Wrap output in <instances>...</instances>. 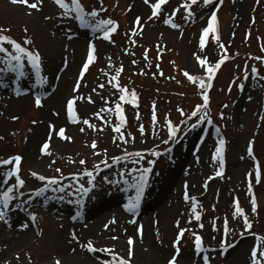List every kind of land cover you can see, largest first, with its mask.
I'll return each mask as SVG.
<instances>
[{
    "label": "rangeland",
    "instance_id": "obj_1",
    "mask_svg": "<svg viewBox=\"0 0 264 264\" xmlns=\"http://www.w3.org/2000/svg\"><path fill=\"white\" fill-rule=\"evenodd\" d=\"M0 1L6 5H13L10 0ZM135 1L140 0H104V7L107 12L100 13L98 19L112 18L118 22L119 28L112 34L114 43L99 39L98 37L102 33H93L90 29L81 28L78 22H60L57 20L53 15L56 8L52 0H44L42 11L33 10L32 15H27L29 10L20 5L14 6L22 7L24 9L22 14L13 11L3 14L0 11V27L10 28L11 31L7 34L18 41L24 37L23 29L27 27V35L33 40L34 47L39 49L44 57V71L50 76L51 82L50 85L44 86L41 93H37L44 97L43 107L41 108L34 106L33 97L37 94L29 96L27 92L28 95L17 96L14 95L11 88L1 93L0 137H3V139H0V156L5 158L13 154L23 156V147L28 143L30 132L42 126L44 127L43 134L34 143V149L36 154L47 158L48 165L40 174L58 177L65 173L66 176H63L66 179H72L71 173L80 172L85 168L91 170L102 159H107L108 163L111 164V167L107 168L111 174H103L104 166L100 165L98 174L101 178H106L104 180L107 182L104 181L102 185L94 188L96 192L92 196L98 203L110 196L119 198L125 196L124 193L127 192L132 183V177L138 175L135 172L131 175L127 173L133 168L148 167L147 160L154 159L156 161L152 165V173L149 174L148 185L143 196L145 202L140 214L134 215L131 213L127 215L124 213L125 215L121 214L119 216L115 213L103 218L98 224L99 228L95 231L96 235L104 240L101 244L93 240L90 231L91 225L99 219L97 216L83 217L76 222H70L71 212H67V215L65 213L52 214L48 211L50 209L40 208L36 221H29V228L33 232L29 247H24L23 250L20 249L21 251H11L10 259L3 258L0 264H11V262L29 264L28 255L31 256V264H56L57 259L60 260L61 264H65L63 256L69 258L71 262L76 260V257L82 260L90 257L93 262H97L94 254L82 249L77 241L72 240V232H75L79 237V242L92 239L97 246H108L106 242L109 241L121 242L123 243L121 250L114 247L118 253L125 257L128 253L127 238L133 237L131 264H152L153 258L148 261L147 257H153V248L157 246L162 250H166L167 253L161 255L159 260L161 264H167L175 252L173 241L178 233L177 221H179L181 228L189 229L180 240V255L177 258V264L182 263L180 256L184 252L191 253L193 264H202L200 256L194 253L192 233H197L203 237L205 252L201 255H209L210 264H233L231 261L237 254L239 246L249 242L244 254L245 264H247L248 252L250 247L255 244V237L248 233H245L243 237L240 236L243 230L242 218H233L235 207L233 201L237 199L240 207L252 222L251 231L264 236V81H257L251 77L248 80L237 79L242 77V69L246 64L249 70L253 64H256L260 74L264 75V64L249 59V57L264 56V51L261 50L264 46V0H259V3H257V0H213L214 6H205L203 0H200L192 8L194 19L185 20L182 15L183 9L176 13L174 22L181 25L179 29H173L164 24L163 14L160 19L148 21L147 16L150 14V9L145 5L147 6L146 16L143 18L139 15L145 25L143 34L133 37L136 41L133 45L129 41V29L132 27L134 18L138 15L131 8V4ZM81 2L85 6L97 7L99 5V0H81ZM181 2L182 0H168V3L163 6L164 13L171 15L172 10ZM213 10L217 13L220 42L222 41L225 46L227 45L231 49L228 57H225L227 53L219 48L211 34L203 52L199 48L201 29L206 26L207 19ZM46 15H53V19L44 20ZM36 18L37 21L34 20ZM66 34H71L73 38L68 39ZM89 40H93L96 45L95 63L90 66L89 72L85 75V78L88 77L85 79L86 88L82 94L85 96L91 95L95 103L78 101V104H82V108L85 105L83 111L80 110L82 114H78L81 118H88L96 124L97 130L87 128L82 123L72 124L66 120L63 106L68 95H65L57 106L52 107L47 102L56 94L58 84L63 76H68L74 82L81 62L86 58L87 42ZM78 41L80 42L79 49L74 44ZM59 42L62 43L61 48L64 54L58 60V63L51 67L54 69L51 73V68H48L47 54L48 51H52L50 47ZM157 44L164 49L160 59H157ZM125 49L128 52H125ZM145 49L149 50L148 61L143 56ZM194 53L202 57L206 56L208 62L212 64L221 55L224 54L225 57L224 63L217 70L212 80L213 88L208 92L210 97L208 115L211 123L204 122L195 129H189L182 125L179 139L172 144L171 152L163 153L159 157H153L145 153L146 159L141 160L139 164H133L131 159H122L120 163H116L117 167H113L115 164L112 163L110 158L113 155L122 156L125 149L128 152H134L146 148H152L156 151L167 148V145L160 143V138H167V129L162 127L165 119L168 118L174 123H178L183 119L178 109L190 112L195 105L202 103L198 84L190 82L183 75L184 70L192 75L202 76L204 74L202 67L195 59ZM76 56L78 57L76 58ZM109 57L112 63L111 68L108 64ZM189 59L192 61L191 64L188 63ZM133 60L136 61L135 64L132 63ZM157 64L160 65L159 70L156 68ZM121 65H123V71L119 77L120 84L126 86L130 91L134 90L138 97V108L120 102L127 119L122 131H124L128 143L117 139V133L109 125H103V130H99L103 122L92 115L93 112L99 111L100 106L104 105V100L101 97L108 100V104L104 105L105 107H114L119 95L115 88L107 84L109 77L105 76L100 70L103 69L104 72L114 74L115 69ZM160 70L163 71V76L158 74ZM3 77V80L11 87L13 76L7 74ZM99 83H104L105 88H97ZM239 83L245 85L243 90L237 87ZM93 88H97V91L92 92ZM20 102L22 103L20 104ZM153 102H155L158 115V123L155 125L151 121ZM21 105L25 107L21 109ZM45 111L49 115L48 118H43ZM54 112L60 113V116L53 115ZM137 113H139V118H137ZM221 114H223V118H221ZM104 115H107V113H104ZM14 116L18 119H11ZM32 121H37V123L33 124ZM194 121L195 118L189 123L191 124ZM49 122L55 123L57 127L72 126L73 128L72 132L66 129V135L72 137L71 141L60 139L68 148L64 151L57 150L53 148L51 143L49 151L52 155L50 156L41 155L40 152L41 144L48 136ZM117 122V118L113 114L111 123L115 124ZM140 125H143L145 129L143 135L139 131ZM81 127H85L86 131L80 132ZM196 131H200V133L191 141L193 143L192 150L199 144L200 152L206 151L207 144L212 138L216 140V145H218L220 139L224 140L223 169H220L218 160H213V164L208 166L207 170H209H206V173L201 171V165L199 164L191 166L185 163L180 169L185 174L187 173L189 177L186 180L181 179L179 181L176 200L167 202L165 205L167 210L163 217L160 216L161 213L158 211H151L152 215L147 216L144 213L145 206L153 200L152 197L155 195V191L148 188L149 183H151L150 186H161L165 174L174 167V157L183 147L186 139H189L190 136L188 135ZM208 132L214 137H211ZM93 141L97 143V152L103 153V150L107 149V156L103 154L93 156V149L91 148ZM250 142L252 143L253 156H249L247 152ZM156 145H159V148H156ZM209 151L206 153L207 157ZM80 159H84L86 164L80 165ZM70 161H75V163ZM205 162L203 160V164ZM257 165L261 173L259 183L255 181ZM238 167L239 169L236 171ZM57 168L61 169L62 173L56 172ZM29 170L23 157L22 176L29 179ZM121 171L125 172L123 178L119 175ZM218 171H222L219 176L216 175ZM249 173L252 174L251 181L249 180ZM208 175L210 176L209 179L206 178ZM193 177H197V179L193 180ZM81 179H87V177ZM125 179L128 180V184L124 183ZM108 181H115L117 184L114 185V183ZM37 182L34 185L41 184V182ZM71 182L73 183L72 180ZM250 182L252 195L255 196L257 202L255 213L251 211L250 201L252 195L248 191ZM185 186L187 187L185 188ZM120 188L125 189L119 191ZM130 189L133 188L130 187ZM185 191H187L189 197H194L197 201L196 211L201 216L199 221L195 220L192 212V201H186L184 198ZM62 196L69 199L68 192L62 193ZM147 217H149V225L152 227V234L149 239L145 236L146 230L144 229V221ZM135 219L137 220L135 223L130 222ZM225 219L228 221V227L233 230L229 239L235 241L236 246L221 254L218 241L221 238ZM113 220H115V223H112ZM124 220L133 225L132 230L124 223L120 224ZM118 223L121 225L119 228L116 227ZM142 223L144 224L142 225ZM106 224L108 225L107 228H105ZM200 224H203L202 228L199 227ZM141 226L142 237L141 233L138 232V228ZM214 227L221 231H214ZM5 228V225L0 223V230ZM38 232L42 234L37 235ZM112 236H117L118 239L112 240ZM73 248L76 249L75 252L72 251ZM137 249L139 252H137ZM210 249H216V251H210ZM17 254L19 259H17ZM95 255L103 254L96 253ZM79 263L80 261L76 260V264Z\"/></svg>",
    "mask_w": 264,
    "mask_h": 264
},
{
    "label": "snow or ice",
    "instance_id": "obj_2",
    "mask_svg": "<svg viewBox=\"0 0 264 264\" xmlns=\"http://www.w3.org/2000/svg\"><path fill=\"white\" fill-rule=\"evenodd\" d=\"M200 0H182V2L172 10L171 15L164 13L163 6L168 3V0H143V3L147 5L150 9V14L147 16V20L151 21L153 19H160L162 14L164 15L163 23L169 25L173 29H179L181 25L179 23L174 22V17L176 13L180 12L183 9V18L185 20L194 19V12L192 8L194 5H197ZM10 3L13 5H20L26 7L29 11L27 15H32V11L35 10L37 12L42 11L44 0H10ZM53 5L56 8V12L53 14L57 20L60 22H78L81 28L90 29L93 33H102L99 39H103L110 43H114L112 40V34H114L119 28V24L112 18L107 19H98V16L102 12H107V9L104 7V0H99V5L97 7L85 6L81 0H52ZM259 3V0H257ZM203 4L205 6L213 5V0H203ZM53 15L44 16V20L53 19ZM144 23H142V17L137 15L133 22L132 27L129 29V41L135 45L136 41L133 37L137 35L143 34ZM10 28L0 27V77L4 75L11 74L13 76L12 84L14 85L13 91L19 96L21 94H26L27 89L22 86L23 79L26 76L34 77V85L35 88H44L45 85L48 84V76L44 73V57L41 55L39 49L34 47L33 40L27 35L28 29L25 27L23 29L25 35L21 40H17L13 36L8 35L10 32ZM212 35L213 39L216 41L217 45L220 49L225 50V45L220 42L219 34H218V18L215 10L211 11L206 26L202 27L201 34L199 37V48L201 52L206 47V43L208 38ZM68 39H72L71 34H66ZM250 35V34H249ZM157 48V59H160L163 47L159 44L156 45ZM264 51V46L261 48ZM125 52H128L125 49ZM148 49H145L143 56L146 61H148ZM95 54H96V45L93 40H89L87 42L86 49V58L81 62V66L78 70L77 77L74 79L71 94L66 97L65 103L63 106V111L65 114V118L69 123L72 124H83L87 128L92 130H97V125L92 123L88 118H81L78 114V100L85 101L87 103H95L92 99L91 95L85 96L80 93V89L82 87V82L85 79L86 73L89 72L90 66L95 63ZM133 54V53H129ZM195 59L198 61L199 65L203 69V75H192L189 74L188 71L184 70L183 75L192 83L198 84L200 89V96L202 99V103L197 104L193 107L190 112H185L183 109H178L183 119H181L178 123H174L171 119L166 118L162 127L167 129L166 137L160 138V143L163 145H167L168 147L159 151L153 150L152 148H146L140 151L128 152L126 149L123 150L122 156L113 155L110 159L113 164L120 163L121 160L131 159L133 164H139L141 160H145V153L153 156L159 157L163 153L171 152V145L178 141L179 133L181 131V126L183 125L189 129H195L200 124L204 122L211 123L208 115V108L210 103V97L208 95V89L211 88V81L214 79L215 73L221 67V65L225 61V57L223 55L214 63H209L206 56H201L195 54ZM251 60L258 61L261 64H264V56H254L249 57ZM133 64L136 63L135 60L132 61ZM109 67H112L111 58H108ZM66 66V65H65ZM156 68L159 70L160 65L157 64ZM105 76H108L107 84L112 86L119 93L118 100L115 102L114 107H105L104 105L108 104V100L105 97H101L104 100V105L100 106L99 111H95L92 113L97 119L103 122L102 126L99 130H103V125H109L112 127L113 131L117 133V139L124 141V143H128V140L125 139V133L122 129L125 127L127 123L126 116L124 115V108L120 102H124L127 104H131L133 107L138 108V97L134 90H129L126 86H122L119 82L120 74L123 71V65L119 68L115 69L114 74H110L108 72H104L103 69L100 70ZM143 74V73H141ZM160 76H163L164 73L162 70L158 71ZM156 75V73H154ZM256 79L257 81H264V75H261L259 72V68L256 64H253L249 70L248 65L246 64L244 69H242V77L237 79L248 80L249 78ZM174 78V77H173ZM179 83V81H177ZM235 82V81H234ZM9 85L3 79H0V88H7ZM243 83L237 84V87L240 90L244 88ZM97 88L104 89L105 84L99 83ZM97 88H93L91 91L96 92ZM114 95L116 93H113ZM43 98L41 95L37 94L33 97L34 106L37 108L43 107ZM107 113V115H104ZM115 115L117 118V123H111V116ZM53 115L60 116V113L54 112ZM137 118H139V113L136 114ZM195 118L193 123H189ZM221 118H223V114H221ZM11 119L16 120L18 117H12ZM151 121L153 125L158 123V115L156 110L155 102L152 105L151 111ZM33 124L37 123V121H32ZM80 132L86 131L85 127H81L79 129ZM139 131L141 135L144 134L145 129L143 125L139 126ZM155 133V129H154ZM131 135V134H129ZM59 138L61 140L71 141L72 137L66 135L65 127H57L55 123L49 122L48 124V136L47 139L42 143L40 152L41 155H52L49 151L51 142L53 138ZM159 138V137H157ZM3 139V137H0ZM134 139V137H133ZM91 148L93 149V156H99L103 154L107 156V149L103 150V153L97 152V143L93 141L91 144ZM156 148H159V145H156ZM223 151H224V140L220 139L218 145L215 147V152L213 154V160L219 161V167L222 170L224 167V159H223ZM248 155L253 156L252 143H249L247 149ZM22 162L23 156L20 154H13L8 157L0 156V221L4 223H8L9 213L14 211L17 208H23L25 203L30 202L31 196L28 197V200H22L21 198L25 196L27 192L32 193L33 196L41 197L44 196L46 192L49 190L53 192L65 193L71 195H78L81 199L75 201V203L79 206L82 205V198L84 196H88L91 189L95 187L94 180L95 175L100 165H103L105 168L111 167L108 163L107 159H102L98 164H95L91 170L83 169L80 172L71 173L72 181L75 184L73 187L72 184L62 185L61 181L66 179V177L61 174L60 176H45L43 174H39L36 171H30L28 176L41 182L42 186H37L35 188H26L28 183V177L22 176ZM75 163V161H70ZM149 165L148 167L141 168H133L127 174L131 175L133 172L138 173V175L132 177V183L130 187L135 190V195L128 199V202L124 204V209L128 213L135 214L137 210L140 208L142 197L144 196L145 188L148 185L149 174L152 173L153 168L152 165L156 163L154 159H150L146 161ZM80 165H85L86 161L84 159L79 160ZM56 172L61 173V169L57 168ZM222 171H218L216 173L217 176L221 175ZM121 178L125 176V172L121 171L119 173ZM249 180L251 181L252 174L249 173ZM87 177V187L84 183L80 182L81 178ZM261 180V173L259 170V166L257 165V170L255 174V181L259 183ZM109 183H115V181H109ZM125 184H128V180H124ZM6 186V187H5ZM56 186V187H53ZM187 186H185L186 188ZM249 194L252 195V185L251 182L248 186ZM47 198V197H46ZM65 197L61 196L60 199L63 200ZM184 198L186 201L191 200V208L194 214L195 220L199 221L201 216L199 212L196 211L197 201L194 197H189L187 191L184 193ZM72 202V201H70ZM251 203V211L253 213L257 210V202L254 195H252ZM234 212L233 218H242V231L240 236L243 237L245 233H248L255 237L254 246L250 247L247 257V264H264V236L257 235L255 232H252L251 229L253 227L252 222L249 220L248 216L245 214L244 210L240 207L239 201L234 200ZM26 210V209H25ZM80 215L77 212L76 216H73V219H76ZM29 219L32 222L36 221L35 213H28ZM131 223H135V220L130 221ZM115 223V220L112 221ZM29 227V224L22 223L21 228L26 229ZM108 225H105L107 228ZM199 227H203V224H200ZM178 233L176 239L173 241V247L175 249L174 254L168 260L167 264H177V258L180 255V240L184 237L185 233L189 231L187 228H181L179 226V221H177ZM214 231H221L215 229ZM233 230L228 227V221L225 219L224 226L221 231V238L218 241L219 250L221 254L228 252L229 249L234 248L236 246L235 241L229 239V236ZM138 232L141 233L142 237V226L138 228ZM42 233L38 232L37 235ZM194 237L193 245H194V253L197 256H200L202 260V264H210V256L202 253L205 252V245L203 241V237L197 233H192ZM71 237L73 241H77L79 246L82 249H85L87 252L94 254V258L97 261V264H131V258L133 255V245L134 238H127L128 245V253L127 256H122L115 250V247L112 245L108 246H97L92 239H88L86 242H79V237L75 232L71 233ZM112 240H117V236H112ZM215 239V237H213ZM73 252L76 251L75 248L72 249ZM210 251H216V249H210ZM96 253H101L103 255H95ZM17 259H19V255L17 254ZM29 264H31V256L28 255ZM56 264H61L60 260H56Z\"/></svg>",
    "mask_w": 264,
    "mask_h": 264
},
{
    "label": "bare ground",
    "instance_id": "obj_3",
    "mask_svg": "<svg viewBox=\"0 0 264 264\" xmlns=\"http://www.w3.org/2000/svg\"><path fill=\"white\" fill-rule=\"evenodd\" d=\"M131 8H132V11L134 13H137L138 15L143 16V18L146 16L147 6H145V4H143V0L135 1L134 3L131 4ZM0 11H2L3 14L9 13L10 11L22 14L24 9L22 7H18V6H14V5H6L5 3L0 1ZM34 20L37 21V18ZM54 44H55V46L52 45L50 47L52 51H48V54H47L48 55L47 59H48V64H49L48 68L49 69L53 65H56L58 63V60L60 58H62L63 54H64L63 50L61 48L62 43L59 42L58 44H56V43H54ZM74 44H76L78 49H79L80 42L78 41V42H75ZM77 55H79V54H77ZM77 57L78 56H76V58ZM62 62H63V60H62ZM188 63L191 64L192 61L189 59ZM71 64H73V63H71ZM53 70H54L53 68L50 69L51 73H53ZM47 76H48V83H50V76L48 74H47ZM87 77L88 76H86V78ZM85 79L82 82V87L80 89V93L85 91V88H86ZM24 84H25V82H24ZM58 85H59V87H58L56 94L47 101L48 103H50L52 105V107L57 106L58 103H60L61 99L65 95L69 96L71 94V88L73 85V81L70 80L68 78V76H63L61 82ZM1 93H4L3 88H0V96L2 97ZM20 100H24V99H20ZM21 103L22 102H20V104ZM84 106H83V108H84ZM21 107H22L21 109H23L25 106L21 105ZM83 108H82V104L79 103L78 104V111H79L78 113H80V115L82 114L81 111H83ZM48 117H49V115L45 111L43 118H48ZM66 129H69V132L73 131L72 126H67ZM43 131H44V127H42V126L33 129V131L30 132L28 143L23 147L24 163L29 167V169H30L29 172L30 171H36L40 174V173H42V171L44 169H46V167L48 165L47 158H43L42 156L36 154L35 149H34V145H35L34 143L42 136ZM199 133H200V131H196V132L190 133L188 135V136H190L189 139H186V141L183 143V147L180 148V150L178 151V153L174 157L175 164H174L173 169L171 171L167 172L165 174V176L163 177V182L161 183L162 187L160 185L150 186L151 183H149L148 187L150 189H153V191H155V195L152 197L153 200L145 206V212L144 213L147 216L152 215L150 213L151 211L152 212L158 211L159 213H161L160 216L163 217L165 215L166 210H167V208L165 206L167 204V202L170 200L171 201L176 200V195H177L178 190H179L178 189L179 181L181 179L186 180V178L189 177L187 175V173L185 174L183 171H181L180 167L182 165H184L185 163H187L188 165H191V166H194V164L195 165L199 164V165H201V171L206 173L209 170V169L207 170L208 166L213 164V154L215 152V147L217 146L216 140L214 138L209 140L207 147H206V151L203 150L200 152V150H199L200 145L199 144H197V147L193 148V150H192L193 143H191V141L194 138H196L197 134L199 136ZM209 135L211 137H214L210 133H209ZM51 143L53 144V148L57 149V150H63L64 151L68 148L67 145L62 143V141H60V139L56 138V137L53 138ZM208 151H209V155L207 157L206 153ZM203 160L206 161L204 164H203ZM192 168L194 169V167H192ZM238 169H239V167L236 169V171H238ZM236 171H235V173H236ZM206 178L209 179L210 176L208 175ZM196 179H197V177H193V180H196ZM36 183H37V181H35L33 178L30 177L28 179V183L26 185V188L31 189V188H35V187L39 186V185H34ZM182 183H184V181H182ZM32 185H34V186H32ZM172 189H173V192H172ZM46 197H48V195L45 193V195L39 197V199L40 200L45 199ZM128 199L129 198H127L123 204H122L123 201H121L120 198H111V199L109 198V199H105L104 201L102 200V202H100V203H95V202H93V200H90L88 205H84V203H83L82 206L78 207L79 211L84 214V211L87 210L90 205H92V207H90L87 210L86 216L87 217L88 216L89 217L97 216L99 218L96 221V223L91 225V228H90L91 237L98 244H101L104 241L103 238L96 235V233H95L96 229L99 228L98 224L100 223V221L103 218H107L108 216H111L112 214L116 213L119 216H121V214L125 215L124 213H127V211L124 209V204H126L128 202ZM50 201H52V200H50ZM142 201H144V200H142ZM141 203L143 204V202H141ZM55 207H57L55 214L65 213V215H67L66 210H69L67 207L65 208L66 210L61 205H58ZM141 207L142 206L140 204V208ZM9 215H10L11 221H13V225H15V229H12L11 231H7L6 229L0 230V261L3 258H6L9 260L10 259V252L13 250H20V249L23 250L24 247H29L31 240H32V234H33L32 230L29 227L26 229L21 228L22 223H27L21 217V215H17V212L16 213L11 212V213H9ZM149 220H150L149 217H147V219H145V221H144L145 224L142 223V225L143 224L145 225V228H144L146 230L145 236L148 239H149L150 235L152 234L151 233L152 227H151V225H149ZM123 223L129 229L132 230L133 225L130 223H127V220L120 222L121 225ZM120 224L118 223L116 227H118V228L121 227ZM248 243L249 242H247V243L245 242V243H243V245L239 246V248L237 250V254L232 258L231 263H233V264H245L244 254H245V249H246ZM106 244L115 246L116 249H118V250H121V247L123 245V243H121V242H119V243L115 242L114 243V242H110V241L106 242ZM137 252H139L138 249H137ZM166 253H167L166 250H162L160 247L157 246V247L153 248V257L150 256L149 258L147 257V259L149 261L153 258V263L150 262L152 264H161L159 257L161 255H165ZM89 258L90 257H87V258H84L82 260V259H79L78 257H76L75 259L80 261L79 264H97V262H95V261L93 262L91 260V258L90 259ZM180 258L182 261L181 264H193V262H191V253L190 252L182 253ZM63 259L65 260L64 261L65 264H76V260H73V262H71V260L69 258H67L66 256H63ZM11 264H15V263L11 262Z\"/></svg>",
    "mask_w": 264,
    "mask_h": 264
},
{
    "label": "trees",
    "instance_id": "obj_4",
    "mask_svg": "<svg viewBox=\"0 0 264 264\" xmlns=\"http://www.w3.org/2000/svg\"><path fill=\"white\" fill-rule=\"evenodd\" d=\"M226 50H227V52H228V53H230V52H231V49H230V47H229V46H227V45H226Z\"/></svg>",
    "mask_w": 264,
    "mask_h": 264
}]
</instances>
